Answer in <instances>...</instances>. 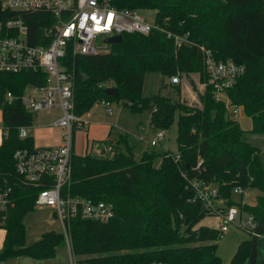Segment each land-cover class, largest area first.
<instances>
[{
    "label": "trees",
    "instance_id": "obj_1",
    "mask_svg": "<svg viewBox=\"0 0 264 264\" xmlns=\"http://www.w3.org/2000/svg\"><path fill=\"white\" fill-rule=\"evenodd\" d=\"M115 2L120 8L155 9L163 29L189 33L192 44L178 47L165 31L153 30L149 35L126 33L123 42L111 44L107 52H70L67 63L74 70V111L85 120L97 103L106 100L121 101L138 114L153 106L152 123L158 129H169L177 116L179 148L175 153L150 148L137 154L144 139L125 132L115 142H104V154L79 155L74 150L70 184L64 192L111 203L114 216L108 221L71 219L73 253L80 262L95 264H221L217 242L222 234L218 228L200 225L210 214L202 200L194 199L190 181L216 186L227 205L238 206L259 223L264 220L260 150L230 117L231 107L241 106L253 121L251 131L264 133V0ZM46 15L5 10L0 0V22L21 17L29 25L33 43H38L49 22ZM202 48L217 60L231 59L246 67L226 90L228 103L215 95ZM148 70L163 75L158 93L150 97L143 94ZM181 72L199 73L202 81L207 80L201 107L186 103L181 86L168 82L167 78ZM44 80L41 71H0V194L8 199L6 208H0V226L6 229L0 264L15 256L52 257L58 245L66 244L63 232L54 230L44 232L33 244L26 243L24 216L36 208L41 187L28 184L15 169V151L35 147L33 136L20 137L19 128L32 126L35 120L21 96L28 84ZM110 80L119 88L118 96L106 91ZM7 92L15 95L13 101L6 99ZM236 187L259 189L261 194L255 204H248L233 198ZM251 237L240 244L230 264H248Z\"/></svg>",
    "mask_w": 264,
    "mask_h": 264
},
{
    "label": "built area",
    "instance_id": "obj_2",
    "mask_svg": "<svg viewBox=\"0 0 264 264\" xmlns=\"http://www.w3.org/2000/svg\"><path fill=\"white\" fill-rule=\"evenodd\" d=\"M5 10L14 12H44L49 20L43 28L38 43H33L29 35V25L21 17L0 22V71L19 73L22 71H41L45 80L27 85L21 96L25 109L36 115L43 109L59 107L62 115L51 123L64 130L63 143L58 146L20 148L14 153L15 169L28 184L41 187L37 194V207H50L60 219L63 234L70 252L71 264H95L80 262L74 255L71 244L70 221L81 216L85 219L108 221L114 216L111 203L92 198L75 197L64 189L69 186L72 175V156L75 150V131L83 128L87 120L74 111V70L67 63L70 52L73 54H96L107 52L111 44L106 39L126 33L149 35L153 30H163L167 37L174 38L178 47L192 44L189 33L180 35L163 29L156 21L149 22L139 9L120 8L115 0H1ZM51 19H50V18ZM46 20V21H47ZM205 69L213 85L215 94L226 92L244 74L245 65L234 60H217L210 50H205ZM172 83L179 78L172 76ZM107 82V87L114 86ZM32 89L33 92L29 90ZM40 96V98H38ZM6 99L11 102L15 95L7 92ZM217 97V96H216ZM218 98V97H217ZM221 99V98H218ZM224 100V99H222ZM226 103H228L225 100ZM240 106H232L231 114H238ZM111 111H109L110 113ZM21 126L20 137L26 138L29 128ZM165 137L160 130L154 139L155 144ZM111 154L113 146L107 145ZM179 155L175 156L179 160ZM190 185L196 195L194 199L203 201L209 214L220 217L219 231L229 229L242 213L238 206L227 205L216 186L193 179ZM243 194L241 187L233 191ZM8 199L0 194V208H6ZM246 230L253 235L259 222L248 214ZM264 238V235H262ZM149 264H162L152 262Z\"/></svg>",
    "mask_w": 264,
    "mask_h": 264
},
{
    "label": "rangeland",
    "instance_id": "obj_3",
    "mask_svg": "<svg viewBox=\"0 0 264 264\" xmlns=\"http://www.w3.org/2000/svg\"><path fill=\"white\" fill-rule=\"evenodd\" d=\"M141 13L149 22H153L156 14L155 9L147 8L141 10ZM174 76L179 78L178 85L181 86L182 99L190 106L201 107L202 94L206 89V79L202 81L199 73H178ZM163 75L158 71L148 70L145 76L143 94L146 97L153 96L158 93L161 79ZM171 82V79H168ZM33 92L32 89L29 90ZM218 98L228 100L226 92H218L215 94ZM40 98V96H38ZM238 114H230V117L240 122L241 126L246 130V140L257 146L260 150V157L264 167V133L251 131L253 121L249 115L240 106ZM109 111H111L109 113ZM154 107L151 106L144 110L142 114L134 113L130 108L123 105L121 101H103L97 103L91 111H89L84 119L87 123L83 128L76 129L75 133V153L79 155L87 153H98L99 144H103L107 140L115 142L121 133L129 132L136 138L144 139L145 143L139 145L137 154L146 149L156 148L164 149L172 152L178 151V123L177 116L173 125L163 130L165 137L162 141L153 143L156 134L161 130L156 128L152 123V114ZM62 115L59 107L53 109H43L39 111L34 120V124L29 128V134L34 136L35 146H45L48 144H60L62 141L63 128L51 125L52 122L60 118ZM49 127H42L43 125ZM3 122L0 110V143L3 138ZM61 143V144H62ZM261 191L255 188L244 190L243 195L233 193V198L243 200L248 204H255ZM224 201L225 198L223 197ZM248 213L242 212L239 218L229 225V229L222 233V237L218 240L217 253L221 257V264H230L233 256L237 252L240 244L250 238V234L245 229L247 226ZM26 227L25 240L26 243L33 244L40 240L43 233L54 230L63 232V226L50 207H37L29 211L24 216ZM212 228L220 227V217L218 215H206L200 222ZM6 229L0 226V243L5 239ZM252 238V237H251ZM260 257L264 259V239L260 241ZM258 260V264H261ZM3 264H71L70 252L67 244L58 245L55 255L48 258H32L28 256L11 257L4 261Z\"/></svg>",
    "mask_w": 264,
    "mask_h": 264
},
{
    "label": "water",
    "instance_id": "obj_4",
    "mask_svg": "<svg viewBox=\"0 0 264 264\" xmlns=\"http://www.w3.org/2000/svg\"><path fill=\"white\" fill-rule=\"evenodd\" d=\"M123 40H124L123 35H116V36L107 38L106 43L120 44L123 42ZM106 91L113 96L119 95V88L117 86H111V87L109 86L106 88ZM98 149H101L102 154L105 153L103 144H100V146H98ZM262 235H264V220L259 223L257 229L255 230V233L252 235L251 253H250L248 264H258V260L260 256V241H261ZM261 264H264V260L261 261Z\"/></svg>",
    "mask_w": 264,
    "mask_h": 264
},
{
    "label": "crops",
    "instance_id": "obj_5",
    "mask_svg": "<svg viewBox=\"0 0 264 264\" xmlns=\"http://www.w3.org/2000/svg\"><path fill=\"white\" fill-rule=\"evenodd\" d=\"M227 102H228V100H226ZM240 123V122H239ZM50 125V124H49ZM49 125L47 124V125H43L42 127H49ZM33 126V125H32ZM63 134H64V130H63ZM31 135V134H30ZM31 136H33V135H31ZM33 138H34V136H33ZM62 141H63V135H62ZM62 143V142H61ZM61 143L60 144H56V145H53V144H48V145H45V146H58V145H61ZM143 143H145V141L143 142ZM103 145H104V149H105V144L103 143ZM99 146H100V144H99ZM37 147V146H36ZM39 147H44V146H39ZM97 150L99 151V152H102L101 151V149H98L97 148ZM106 151V150H105ZM3 243H4V241L2 242V243H0V249L2 248V246H3ZM4 263V262H3ZM2 263V264H3Z\"/></svg>",
    "mask_w": 264,
    "mask_h": 264
},
{
    "label": "flooded vegetation",
    "instance_id": "obj_6",
    "mask_svg": "<svg viewBox=\"0 0 264 264\" xmlns=\"http://www.w3.org/2000/svg\"><path fill=\"white\" fill-rule=\"evenodd\" d=\"M262 260H263V258H261V257H260V260H259V261H260V263H261V261H262Z\"/></svg>",
    "mask_w": 264,
    "mask_h": 264
}]
</instances>
